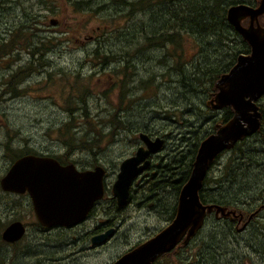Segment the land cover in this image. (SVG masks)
Wrapping results in <instances>:
<instances>
[{
  "label": "rangeland",
  "instance_id": "1",
  "mask_svg": "<svg viewBox=\"0 0 264 264\" xmlns=\"http://www.w3.org/2000/svg\"><path fill=\"white\" fill-rule=\"evenodd\" d=\"M73 1L0 0V180L23 152L34 149L64 159L71 150L68 163L75 160L80 168H105V194L79 224L48 228L40 225L29 194L5 195L0 185V264H110L156 234L172 221L169 215L176 190L166 186L152 192L153 181H160L153 176H161L173 166L174 176L169 177L179 179L183 169L173 159H182L196 133L201 129L202 137L212 132L214 120L223 114V110L205 105L214 97L213 90L208 94L199 88L191 100L183 102L179 75L173 70L176 59L163 62L165 50L148 48L139 38L128 40L131 25L139 27L136 21L149 19L151 10L134 16L117 0H92L93 12L87 13L79 10L85 8L74 7ZM104 6L111 8L102 13ZM107 30L128 36L117 39ZM184 38L185 70L193 74L201 66V48L193 39ZM100 43L108 48H97ZM111 51L113 57L108 56ZM85 92L89 116L102 136L92 152L84 147L68 149L57 140L68 110ZM138 94L142 98L131 102ZM259 103L264 107V97ZM118 109L113 121L112 114ZM76 115L84 126L82 111ZM140 132L164 138L165 145L152 155L150 167L134 179L128 204L118 208L112 201H116L112 187L121 162L143 144ZM229 155L223 154L208 173L215 187L217 180H224ZM257 159L264 162L261 155ZM255 172L253 168L247 171L248 181L255 180ZM259 182L264 188V175ZM226 210L235 213L222 216L213 210L207 214L204 228L191 245L195 261L196 254L210 249L208 256L217 253L223 264H264V210L252 217L236 209ZM226 218L239 220L231 235H223ZM16 220L25 224L26 234L8 243L2 232ZM112 227L115 233L103 244L93 245L85 238L89 232ZM209 237L215 245L204 246L202 239Z\"/></svg>",
  "mask_w": 264,
  "mask_h": 264
},
{
  "label": "water",
  "instance_id": "2",
  "mask_svg": "<svg viewBox=\"0 0 264 264\" xmlns=\"http://www.w3.org/2000/svg\"><path fill=\"white\" fill-rule=\"evenodd\" d=\"M263 15L264 0L256 5L233 4L227 9L228 21L249 44L251 52L239 55L235 65L221 75L216 82L217 92L209 103L213 109L231 106L233 117L217 125V130L201 141L191 174L179 193L172 221L110 264H154L161 255L174 250L182 239L187 244L204 226L209 212L235 213L216 204H204L200 190L215 159L261 128L259 101L264 97V25L260 17ZM246 19L248 25L243 24ZM139 139L143 144L121 162L112 187L120 207L128 204L134 179L150 167L152 155L165 145L164 138L145 132L139 133ZM105 177L106 170L101 165L79 170L75 164H61L51 156L25 154L11 164L0 185L5 192L29 194L42 226L72 227L85 220L95 203L103 198ZM26 230L22 221H13L2 232V239L15 243L24 237ZM115 230L112 227L95 234L90 242L103 244Z\"/></svg>",
  "mask_w": 264,
  "mask_h": 264
},
{
  "label": "trees",
  "instance_id": "3",
  "mask_svg": "<svg viewBox=\"0 0 264 264\" xmlns=\"http://www.w3.org/2000/svg\"><path fill=\"white\" fill-rule=\"evenodd\" d=\"M257 1L259 0H117V3H119L121 8L122 6L123 8H129L128 13L134 16H137L141 11H145L147 9L151 10L152 15H150L149 19L143 18V20L136 21L140 23L139 27L131 25L128 40L130 41V39H132L134 41H139L135 39L139 38L144 45L148 46V48L157 47V49L165 50L163 62L170 63V58L176 59L173 70H175L179 75L177 81L183 89V97L181 99H183V102H186L191 100L193 93L198 92L199 88H201L205 93L213 90L214 92L212 93V96L215 95L214 93L217 92L216 82L221 75L228 72L235 65L239 55L249 54L251 52L249 44L228 21L227 9L229 6L238 3L256 5L258 3ZM93 5L94 1L92 0L73 1L74 7L77 9L85 8L79 10H84L87 13L93 12L91 10V6ZM110 8V6H104L102 13L106 12ZM261 19L264 21V15L260 17V23L262 24ZM248 22L249 20L246 19L243 21V24L247 25ZM262 25H264V22ZM106 32L110 36L113 35L117 39L128 36L125 32H120L119 35H114L116 31L113 30H107ZM184 37L187 39H193L196 43H198L199 48H201V57L199 61L201 69L199 68L200 70L198 69L193 72V74H189L185 70L186 59L184 57L185 54L183 50V43L185 40ZM97 48L105 49L108 47L106 44L100 43L97 44ZM134 48H137V45ZM37 54L42 56V50L38 49ZM108 54V56L113 57V51L108 52ZM127 63H129V61H127ZM18 76L20 75H16V78H18ZM25 76L28 75L26 74ZM125 90L126 86H123L122 94H124ZM87 96L88 92H85L84 98L74 102L75 106L68 110V119L64 121L63 126L60 129V133H57L58 142L68 149H81V147H84L92 152L98 147L97 143L100 137H102L99 134L101 129L97 127L92 117L89 116L86 101ZM141 98V94H138L132 97L130 101H138ZM205 105L212 107L210 103H206ZM120 106V110H122L123 102L120 103ZM259 106L262 112L261 130L259 129L251 136L244 137L238 141L233 148L224 151L215 159L211 167L214 164L220 163L223 154L227 152L230 154L224 167V180L223 182L217 180L219 184L218 187H215L209 174H207L201 189L202 191L200 190V198L204 204H216L226 209H236L244 212L248 217H252L257 212L264 210V194L262 193L264 188L260 187L261 185L259 182L261 177L264 175V172L259 173L260 167L264 169V162H259L257 159L258 155H261L264 160V107L260 103ZM208 108L211 109L210 107ZM212 110L220 111V109ZM221 110H223V114L220 119L214 120L212 132H208L201 137L199 135L200 129L196 133L195 142H192V146L186 151V153L183 154L182 159H173L174 163L180 164V167L182 166L183 171L180 178L177 179V177H169L174 176V173L171 172V168L173 169V166H170L171 164L169 163L171 168L168 167L164 170V173L161 176H153L155 179L160 177V181H158L157 184L153 181L152 187H150V189L147 188L152 192L166 186L176 190L174 204L170 210V220H172L176 214L179 193L191 174L193 162L201 141L217 130V123L223 125L233 117L234 111L231 106L224 107ZM77 111H82V115L80 117L83 118L82 122L84 123V126H81L80 120H78L76 115ZM118 112L119 109L112 114L113 121H115V116ZM91 132L93 135H90ZM79 134H82V136L79 137ZM70 152L71 150H68V153ZM25 154L44 155L33 149V151L23 152L17 156V158ZM67 154L64 159L60 156H55L54 154L47 156L58 159L62 164H68V161H71V159ZM17 158H15V160ZM72 162L78 166L80 164L75 160H72ZM93 165L94 163H92L91 166ZM252 168L256 169V176L253 178L255 180L248 181L247 178L249 175L247 171ZM82 169H86V167ZM159 169H164V167L161 166ZM159 172L161 171L159 170ZM8 194L11 193L5 192V195ZM153 195L151 194L152 197ZM131 197H133V194H131ZM112 201L115 202V206L118 205L117 201L114 199H112ZM117 207L121 208L119 205ZM248 213H250V215H248ZM221 215L225 216L223 214ZM239 216H242V214H239ZM225 222L227 227L224 229L223 235H231L233 231H237V224L239 222L238 219L235 220L226 218ZM203 228L204 226L193 238L190 239L187 244H184V239H182L174 250L161 255L154 262V264H223L218 261L219 255L217 253H209L210 255L208 256L207 253L210 252L208 251L210 249L196 254L197 261L193 258L191 245ZM103 230L104 229H100L94 232H89L88 236L83 237L90 239L92 235H95ZM211 239L213 238L209 237V240L206 241L205 238L202 239V244L204 246L215 245L214 241L213 243L210 242Z\"/></svg>",
  "mask_w": 264,
  "mask_h": 264
},
{
  "label": "flooded vegetation",
  "instance_id": "4",
  "mask_svg": "<svg viewBox=\"0 0 264 264\" xmlns=\"http://www.w3.org/2000/svg\"><path fill=\"white\" fill-rule=\"evenodd\" d=\"M61 163V162H60ZM62 164V163H61ZM69 164V163H68ZM73 164H75V163H73ZM76 166H77V168L79 169V170H86V169H82V168H80L77 164H75ZM107 229H109V228H106L105 230H103V231H101V232H99V233H102V232H104V231H106ZM99 233H97V234H99Z\"/></svg>",
  "mask_w": 264,
  "mask_h": 264
},
{
  "label": "bare ground",
  "instance_id": "5",
  "mask_svg": "<svg viewBox=\"0 0 264 264\" xmlns=\"http://www.w3.org/2000/svg\"><path fill=\"white\" fill-rule=\"evenodd\" d=\"M260 130H261V129H260ZM201 191H202V190H201ZM201 191H200V192H201Z\"/></svg>",
  "mask_w": 264,
  "mask_h": 264
}]
</instances>
